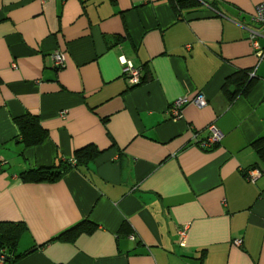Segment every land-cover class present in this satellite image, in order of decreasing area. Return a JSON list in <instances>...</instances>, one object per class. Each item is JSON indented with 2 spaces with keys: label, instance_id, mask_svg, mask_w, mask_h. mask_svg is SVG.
I'll list each match as a JSON object with an SVG mask.
<instances>
[{
  "label": "crops",
  "instance_id": "1",
  "mask_svg": "<svg viewBox=\"0 0 264 264\" xmlns=\"http://www.w3.org/2000/svg\"><path fill=\"white\" fill-rule=\"evenodd\" d=\"M179 1L189 0H0V224L23 225L15 264H264V160L253 147L264 137V58L251 44L252 32L264 36V0L176 11ZM237 73L255 81L231 100L223 88ZM200 94L206 107L169 114ZM26 115L48 132L42 145L20 142ZM212 126L220 142L208 150ZM88 146L101 155L62 180L21 181L75 166ZM82 221L96 231L54 240Z\"/></svg>",
  "mask_w": 264,
  "mask_h": 264
},
{
  "label": "trees",
  "instance_id": "2",
  "mask_svg": "<svg viewBox=\"0 0 264 264\" xmlns=\"http://www.w3.org/2000/svg\"><path fill=\"white\" fill-rule=\"evenodd\" d=\"M199 3L196 0L174 2L173 6L176 11L198 7ZM254 78L249 74L237 73L227 79L223 88L225 94L230 96L231 100L235 99L240 94L246 93L254 83ZM232 87H235V92H232ZM20 130V142L24 147H35L42 145L48 139V132L41 126L40 120L32 115H26L16 120ZM217 147L216 145L214 148ZM259 158L264 160V137L258 139L253 144ZM208 150H213L208 149ZM101 152L94 146H88L78 150L75 153L76 165L66 163L64 166H55L53 168L35 169L21 174L20 179L23 183H55L65 176L72 168L87 166L94 162ZM97 227L89 222L82 221L71 229L60 234L55 241L67 243L75 242L82 234H93ZM24 232L23 225L14 223L0 224V256L5 258V264H15L21 256H13L16 251L18 242Z\"/></svg>",
  "mask_w": 264,
  "mask_h": 264
},
{
  "label": "built area",
  "instance_id": "3",
  "mask_svg": "<svg viewBox=\"0 0 264 264\" xmlns=\"http://www.w3.org/2000/svg\"><path fill=\"white\" fill-rule=\"evenodd\" d=\"M256 21L258 24L262 26L264 30V3L260 4L256 8ZM260 37L264 38V36L261 33L252 32L251 33V44L257 56L260 59H263L264 58V47H261L259 44L258 39ZM53 59H54L55 66L57 67V69H62L65 67L66 57L63 53L55 52L53 55ZM122 64L124 67L123 68L124 75L128 79L130 85L132 86L141 85L143 82L141 70L134 67V65L131 62L127 61L126 59H122ZM250 77L254 78V73L250 74ZM190 104L203 108L208 105V102L205 96L200 94L193 99L184 98V99H180L176 101L170 107L168 112L172 116V118L179 119L181 118L182 110L184 109V107ZM209 130L211 132V136L207 140V142L203 143V145L201 144V146L208 148V149H212L215 145L219 144L220 135L216 127L214 126L210 127ZM260 176H261V173L258 170H251L246 173L247 179L250 180L252 183H255ZM178 235L180 239V245L184 246L187 236H188L187 229L184 228L180 230ZM234 244L237 247H240L242 245V241L241 240L235 241ZM0 264H5V258L3 256H0Z\"/></svg>",
  "mask_w": 264,
  "mask_h": 264
}]
</instances>
